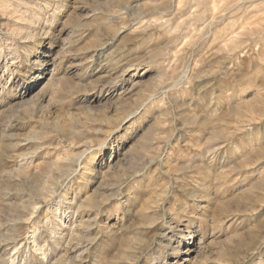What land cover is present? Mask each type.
Listing matches in <instances>:
<instances>
[{"label": "rangeland", "instance_id": "374dc122", "mask_svg": "<svg viewBox=\"0 0 264 264\" xmlns=\"http://www.w3.org/2000/svg\"><path fill=\"white\" fill-rule=\"evenodd\" d=\"M0 3V264H264V0Z\"/></svg>", "mask_w": 264, "mask_h": 264}, {"label": "bare ground", "instance_id": "6f19581e", "mask_svg": "<svg viewBox=\"0 0 264 264\" xmlns=\"http://www.w3.org/2000/svg\"><path fill=\"white\" fill-rule=\"evenodd\" d=\"M2 4V3H0ZM6 4V3H5ZM4 4V5H5ZM48 4V3H47ZM11 5L10 3L7 4V6ZM45 5V4H44ZM6 6V7H7ZM4 8V7H3ZM35 15V14H34ZM37 15V14H36ZM35 18V17H34ZM35 21V20H34ZM33 22V21H32ZM134 73V72H133ZM23 96V95H21ZM102 151L99 153V155H96L97 157L101 156ZM2 155V154H1ZM96 157V158H97ZM151 157V155H150ZM96 160V159H95ZM99 160V159H98ZM87 167V166H85ZM87 169V168H86ZM85 169V170H86ZM84 170V171H85ZM48 182V181H47ZM46 186V185H45ZM117 188V187H115ZM41 190V189H40ZM43 192V191H42ZM116 192V191H113ZM67 195V194H66ZM111 195V194H110ZM156 198V196H155ZM77 199V198H76ZM153 199V197H152ZM52 200V198H51ZM71 201V200H70ZM64 199H60L55 203V207L53 209H50L51 214L54 217L51 220L50 214H47V216L43 218H39V222L45 227L47 233H48V240L47 242L49 244V249L44 251V254H47V264H75L77 261H82L83 260V254H84V248H82V245L84 243H93L96 241L95 237L91 236V227L96 221V217L94 218L91 216V214L83 215L82 218H80V223L78 225H75L77 222V218H72L70 214L73 212V205L69 201H67V204H64ZM105 202V199L101 200V204ZM80 203V202H79ZM100 203V202H99ZM106 203V202H105ZM100 204V205H101ZM49 205V204H47ZM85 205V204H83ZM38 206V205H37ZM50 206V205H49ZM73 207V208H72ZM81 207V206H80ZM103 207V205H102ZM34 208V207H33ZM32 209V208H31ZM99 209V208H98ZM82 210V209H81ZM148 213V212H147ZM152 213V212H151ZM34 214V213H33ZM40 214V213H39ZM43 214V213H42ZM76 214V213H75ZM81 214V213H80ZM32 216V215H31ZM36 216V215H35ZM37 217V216H36ZM25 220V219H24ZM36 220V219H35ZM168 221V220H166ZM97 222V221H96ZM165 222V221H164ZM78 223V222H77ZM171 223V222H169ZM172 224V223H171ZM65 228H68V232L66 234L63 233V226ZM72 225V226H71ZM166 225V224H164ZM168 225V224H167ZM40 226V225H39ZM99 226V225H98ZM171 226V225H170ZM36 227V226H35ZM85 228L87 230L85 231ZM89 228V229H88ZM172 228V227H171ZM65 230V229H64ZM171 231V230H170ZM95 232V231H94ZM96 233V232H95ZM94 233V234H95ZM164 238L168 241V243L165 245V247H170L174 253L179 254L180 247H173L171 245V235L164 234ZM173 237V236H172ZM23 244V243H22ZM146 244V243H145ZM202 241L197 245L201 246ZM45 246V245H44ZM146 246V245H145ZM189 246V244L187 245ZM19 247V246H18ZM86 247V246H85ZM131 247V246H130ZM82 248V249H81ZM19 249V248H18ZM84 249V250H83ZM199 249V248H198ZM81 250V251H80ZM194 250L193 248L189 247L188 252H191ZM14 253V252H13ZM16 253V252H15ZM200 253V251H199ZM125 254V253H124ZM129 254V253H127ZM87 255V254H86ZM137 255V254H136ZM130 256V254H129ZM168 256L163 252L160 251L159 255L157 257L153 258V263L152 264H161L162 259H165V264H168ZM124 258V257H123ZM127 260H129L132 257H128L126 255ZM138 258V257H137ZM134 259V258H132ZM195 259V258H194ZM178 263V262H177ZM193 263V262H192ZM78 264V263H77ZM129 264V263H125ZM132 264H136L135 262Z\"/></svg>", "mask_w": 264, "mask_h": 264}]
</instances>
